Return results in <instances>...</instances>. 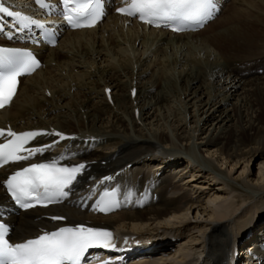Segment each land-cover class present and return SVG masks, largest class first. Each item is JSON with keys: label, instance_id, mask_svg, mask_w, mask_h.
<instances>
[{"label": "bare ground", "instance_id": "bare-ground-1", "mask_svg": "<svg viewBox=\"0 0 264 264\" xmlns=\"http://www.w3.org/2000/svg\"><path fill=\"white\" fill-rule=\"evenodd\" d=\"M231 2L222 30L206 36L210 24L174 35L109 10L97 27L38 51L41 67L18 81L0 129L66 139L35 137L26 147H51L0 169V184L32 163L86 168L70 199L45 209L11 214L0 185L13 242L82 224L115 234L110 255L126 264H264V0ZM100 187H117L130 207L81 211L82 196ZM245 196L253 201L235 218L229 209Z\"/></svg>", "mask_w": 264, "mask_h": 264}, {"label": "snow or ice", "instance_id": "snow-or-ice-1", "mask_svg": "<svg viewBox=\"0 0 264 264\" xmlns=\"http://www.w3.org/2000/svg\"><path fill=\"white\" fill-rule=\"evenodd\" d=\"M42 3V0H37ZM63 18L73 28L94 27L103 16L102 0H61ZM218 11L216 0H127L126 7L117 12L127 16H138L145 24L169 27L174 32L195 27H203ZM0 13L14 17L21 29L29 26L43 27L38 20L20 12L9 11L0 5ZM39 62L31 52L18 49L0 48V68L7 71L0 73V109L11 103L16 93L17 77L34 71ZM7 135L5 143H0V165L9 162L28 160L38 153H43L49 146L25 147L35 137L54 134L61 140L66 137L59 132L43 133L25 131L17 133L0 129V137ZM25 153V154H22ZM86 165L62 166L58 161L32 163L9 176L5 186L12 199L21 208H31L34 203L47 204L67 197L68 190L82 174ZM104 177L101 183L112 180ZM116 189L105 191L97 202L99 211H108L118 207ZM53 219H63L53 217ZM8 228L0 224V264H81L86 252L91 247H113V237L109 231L76 225L60 227L58 230L44 232L33 239L20 243H10L5 236Z\"/></svg>", "mask_w": 264, "mask_h": 264}, {"label": "rangeland", "instance_id": "rangeland-1", "mask_svg": "<svg viewBox=\"0 0 264 264\" xmlns=\"http://www.w3.org/2000/svg\"><path fill=\"white\" fill-rule=\"evenodd\" d=\"M231 1H233V0H226V2H225V4H224V7H223V9H222V11H221V13L218 15V17H217V21L213 24H210L211 26L208 28V30H206L207 32H204V34H202L201 33V35L200 36H206L207 34H209V33H212V32H215V31H218V30H222V28H221V26H222V24H223V19L224 18H226L227 17V11H229L228 10V8L230 7V5L232 4V2ZM226 15V16H225ZM221 18H222V21H221ZM219 24H221V25H219ZM197 34V33H196ZM196 51V50H195ZM197 54V53H196ZM165 84H164V87L166 88L167 87V89H169V90H171V88H172V82H168L167 84H166V82H164ZM169 85V86H168ZM166 90V89H165ZM257 162V161H256ZM256 162H254V164L251 166V169H250V172H249V174L247 175L248 176V178L249 179H255V177H256V173H257V165H256ZM240 172V170L238 171V172H236V171H234V172H232V173H235V175L236 174H238ZM182 182H184V181H182ZM239 200L240 201H238V202H235V206H234V209H238L239 207V210L238 211H232V209H229V212H231V215H234L235 216V218H236V216L238 215V214H240L246 207H248L249 205H251V203L250 202H252L253 200L252 199H250L249 198V196H245L243 199H241V198H239ZM226 208H228V207H226ZM17 212V211H16ZM15 211H12V213L11 214H15L16 213ZM190 219H192V218H190ZM197 220V219H196ZM198 221H203V220H198ZM160 227H163V226H160ZM163 229V228H162ZM165 229L166 230H168V232L170 231L169 230V228H167V227H165ZM153 234H157L156 232H154V231H151ZM248 237H250V236H248ZM250 239V238H249ZM245 242V245L246 244H248V243H246V241H244ZM244 242H243V244H244ZM175 243V242H174ZM173 243V245H175ZM245 245H243L244 247H245ZM239 249V248H238ZM244 252H245V250H244ZM240 256H242L243 257V255L241 254Z\"/></svg>", "mask_w": 264, "mask_h": 264}]
</instances>
